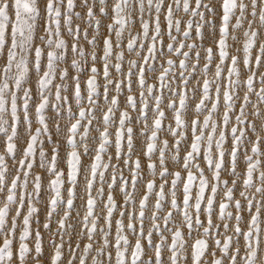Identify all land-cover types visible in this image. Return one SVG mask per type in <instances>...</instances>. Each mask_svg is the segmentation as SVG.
<instances>
[{
  "label": "snow or ice",
  "instance_id": "obj_1",
  "mask_svg": "<svg viewBox=\"0 0 264 264\" xmlns=\"http://www.w3.org/2000/svg\"><path fill=\"white\" fill-rule=\"evenodd\" d=\"M0 264H264V0H0Z\"/></svg>",
  "mask_w": 264,
  "mask_h": 264
}]
</instances>
